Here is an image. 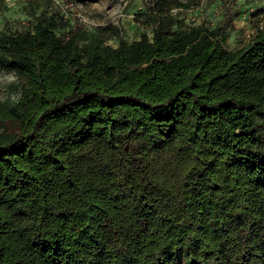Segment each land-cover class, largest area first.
<instances>
[{
	"label": "trees",
	"instance_id": "obj_1",
	"mask_svg": "<svg viewBox=\"0 0 264 264\" xmlns=\"http://www.w3.org/2000/svg\"><path fill=\"white\" fill-rule=\"evenodd\" d=\"M193 2L143 0L134 41L20 2L0 264H264V29L230 50L231 19L189 23Z\"/></svg>",
	"mask_w": 264,
	"mask_h": 264
},
{
	"label": "rangeland",
	"instance_id": "obj_2",
	"mask_svg": "<svg viewBox=\"0 0 264 264\" xmlns=\"http://www.w3.org/2000/svg\"><path fill=\"white\" fill-rule=\"evenodd\" d=\"M64 6H68V19L73 25L85 30L86 25H92L94 29L109 24L119 25L124 31L125 38L134 41L140 38L144 31L136 17L143 9V0H85L84 4H75L72 0H63ZM203 0H194L192 7L197 8ZM72 5L73 7H70ZM51 7L54 8L53 3ZM191 8V7H190ZM50 9L48 4L40 3V8ZM60 13L62 9L58 8ZM258 12L256 16L253 13ZM31 11L25 9L21 3L11 9H0V32L8 27L7 23L27 22L31 17ZM231 19L230 39L227 47L230 50L247 45L256 36L258 29H264V6L261 0H230L228 3H206L203 12H200L197 23L214 19L215 24L220 20ZM84 21L86 24H84ZM116 45V41L110 42ZM17 80L11 73L0 71V133L6 130L14 131L12 124L5 120L2 108L8 101L18 98L16 90Z\"/></svg>",
	"mask_w": 264,
	"mask_h": 264
},
{
	"label": "built area",
	"instance_id": "obj_3",
	"mask_svg": "<svg viewBox=\"0 0 264 264\" xmlns=\"http://www.w3.org/2000/svg\"><path fill=\"white\" fill-rule=\"evenodd\" d=\"M3 1V3L5 4V6L9 7V8H14L16 7L20 2L23 1H28V0H1ZM53 5L57 8H61L62 9V13L64 15L65 19H68V6H64V2L63 0H51ZM230 2V0H203V2L201 4H199L197 6V8H193L191 7L190 9L186 10L187 13V21L189 23H197V18L199 17L200 12H203L204 6L206 3H212V4H221V3H228ZM262 5L264 6V0H261ZM76 4V3H75ZM70 7H73L72 5H70ZM179 12H184L182 9L179 10H173L172 14L173 15H177L179 14ZM84 24H86V22L84 21ZM85 30H89V31H93L94 27L92 25H86L85 26Z\"/></svg>",
	"mask_w": 264,
	"mask_h": 264
}]
</instances>
